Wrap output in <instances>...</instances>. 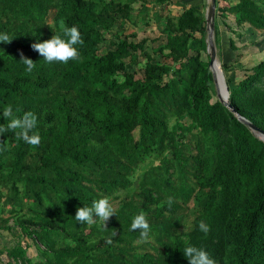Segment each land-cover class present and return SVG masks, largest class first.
Listing matches in <instances>:
<instances>
[{
    "label": "trees",
    "instance_id": "16d2710c",
    "mask_svg": "<svg viewBox=\"0 0 264 264\" xmlns=\"http://www.w3.org/2000/svg\"><path fill=\"white\" fill-rule=\"evenodd\" d=\"M173 3L181 10L163 17L157 36L121 32L100 51L117 23H150V5ZM218 20L236 37L264 33V0H216V46ZM61 21L78 27L81 59L48 63L31 45ZM0 33L13 39L0 42V125L10 104L36 115L41 136L36 147L0 136V230L15 240L0 246L8 264H189V245L217 264H264V140L236 115L264 131V57L233 87L226 77L232 111L216 97L205 12L186 1L0 0ZM148 41L159 43L149 51ZM229 46L238 50L232 36ZM21 51L36 63L31 73ZM235 63L222 62L223 73ZM105 196L116 209L108 229L75 220ZM141 211L148 242L131 230Z\"/></svg>",
    "mask_w": 264,
    "mask_h": 264
},
{
    "label": "clouds",
    "instance_id": "9594fccd",
    "mask_svg": "<svg viewBox=\"0 0 264 264\" xmlns=\"http://www.w3.org/2000/svg\"><path fill=\"white\" fill-rule=\"evenodd\" d=\"M12 38L7 33H0V42L11 43ZM84 40L77 26L68 27L63 21L59 23V31L54 32V35L43 42H35L31 48L38 52L43 60L48 63L60 62L67 64L70 60H80V53L77 45H83ZM20 61L26 66V71L31 73L36 67V63L20 52ZM20 109L13 110L12 105H7L3 110V117L6 123L0 125V136L5 133L13 132L18 140H23L28 145L33 147L41 143V136L37 127V117L31 112H23L22 115H17ZM169 207L172 204V197L167 201ZM116 215V209L110 202L109 197L105 196L93 201L92 205L79 207L75 214V220L82 225H93L97 220L101 223L104 229L107 228L109 219ZM199 229L207 234L210 227L203 220L199 223ZM132 231H139V241L148 242L151 239L152 228L150 226L147 215L144 211L133 217L131 223ZM117 233L113 232V236ZM111 237L106 239V243L112 244ZM184 256L189 261V264H217V261L209 254L208 251L197 246H186L183 250Z\"/></svg>",
    "mask_w": 264,
    "mask_h": 264
},
{
    "label": "rangeland",
    "instance_id": "374dc122",
    "mask_svg": "<svg viewBox=\"0 0 264 264\" xmlns=\"http://www.w3.org/2000/svg\"><path fill=\"white\" fill-rule=\"evenodd\" d=\"M187 2V1H186ZM198 6L205 12L206 9V0H191L190 3ZM138 8V3L134 5ZM182 5L180 3H173L167 6V8H162L159 5L152 4L150 5V14L151 18L149 20L150 23L141 21L137 27L131 26L126 23H117L113 29L108 32L105 36L104 41L101 43L100 51L104 52L106 49L110 48V40H112L115 34L124 32H138V38L144 37H155L159 34V30L162 28V19L168 13L169 15L175 16L181 10ZM232 19V18H229ZM228 23L232 22L231 20H227ZM219 32H220V44L216 46L217 57L220 63L222 62H233L237 67L236 70L230 72L228 74H224L225 80L226 77L231 79L230 87H233L234 84L239 80L245 73L247 69H249L252 65L256 64L264 57V33L255 34L251 32L250 28H246L243 30V36L236 37L230 33L225 25L222 24L220 20H218ZM122 35V34H121ZM232 36L235 44L238 47V50H232L229 46V37ZM159 42H151L148 41L146 47L149 51H151L152 47L157 45ZM240 55V56H239ZM155 59L160 62H167L163 57L154 55ZM136 69V68H135ZM140 75V71L136 70ZM219 78V77H218ZM219 86L222 87L221 80L219 78ZM185 123H188L189 120L185 119ZM14 239L12 235L7 230H0V246L3 244L12 245L14 243ZM25 242L29 244L27 248L26 255L31 259L35 260L38 257V251L34 246L33 242L30 239H25ZM10 259L5 254H0V264H8Z\"/></svg>",
    "mask_w": 264,
    "mask_h": 264
},
{
    "label": "water",
    "instance_id": "95a60500",
    "mask_svg": "<svg viewBox=\"0 0 264 264\" xmlns=\"http://www.w3.org/2000/svg\"><path fill=\"white\" fill-rule=\"evenodd\" d=\"M215 8H216V0H206V9H205V18H206V43H207V53L209 55V69L211 70L212 73V78H213V83H214V88L216 92V97L217 99L222 102L226 107L234 111L231 107L230 101H229V89L228 85L226 84V80L224 77V73L221 67V63L218 60L217 57V50H216V45L214 42V25H215ZM218 64L219 71H220V79L221 83L224 88V95L221 94L219 85H218V79L214 70V64ZM237 117L246 123L248 127L253 131L255 134H257L260 139L264 140V131L261 130L260 128L256 127L254 124L249 122L246 118L243 116L236 114Z\"/></svg>",
    "mask_w": 264,
    "mask_h": 264
},
{
    "label": "bare ground",
    "instance_id": "6f19581e",
    "mask_svg": "<svg viewBox=\"0 0 264 264\" xmlns=\"http://www.w3.org/2000/svg\"><path fill=\"white\" fill-rule=\"evenodd\" d=\"M213 66H214V70H215V73H216V76H217V79H218V85H219V78H220V71L219 70L220 69L218 67V64H216V63ZM219 89H220L221 94L224 95L225 91H224L223 85H222V87L219 86Z\"/></svg>",
    "mask_w": 264,
    "mask_h": 264
},
{
    "label": "crops",
    "instance_id": "0c3cea01",
    "mask_svg": "<svg viewBox=\"0 0 264 264\" xmlns=\"http://www.w3.org/2000/svg\"><path fill=\"white\" fill-rule=\"evenodd\" d=\"M181 1H187L188 2V1H191V0H181Z\"/></svg>",
    "mask_w": 264,
    "mask_h": 264
}]
</instances>
